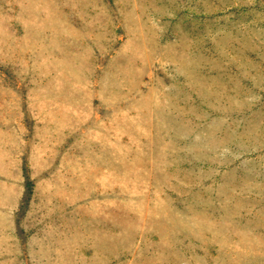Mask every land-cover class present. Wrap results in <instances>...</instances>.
Returning <instances> with one entry per match:
<instances>
[{
  "label": "rangeland",
  "instance_id": "374dc122",
  "mask_svg": "<svg viewBox=\"0 0 264 264\" xmlns=\"http://www.w3.org/2000/svg\"><path fill=\"white\" fill-rule=\"evenodd\" d=\"M0 264H264V0H0Z\"/></svg>",
  "mask_w": 264,
  "mask_h": 264
},
{
  "label": "trees",
  "instance_id": "16d2710c",
  "mask_svg": "<svg viewBox=\"0 0 264 264\" xmlns=\"http://www.w3.org/2000/svg\"><path fill=\"white\" fill-rule=\"evenodd\" d=\"M26 188H27V200H29L33 191V182L29 176H27Z\"/></svg>",
  "mask_w": 264,
  "mask_h": 264
}]
</instances>
